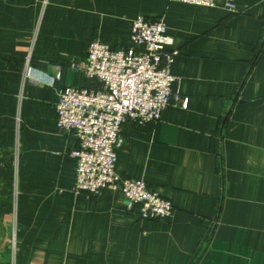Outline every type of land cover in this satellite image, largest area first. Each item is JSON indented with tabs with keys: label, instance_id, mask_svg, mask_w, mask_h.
<instances>
[{
	"label": "crops",
	"instance_id": "obj_1",
	"mask_svg": "<svg viewBox=\"0 0 264 264\" xmlns=\"http://www.w3.org/2000/svg\"><path fill=\"white\" fill-rule=\"evenodd\" d=\"M236 4L0 0V264H264V0ZM139 15L163 19L188 99L125 123L114 148L119 175L172 201L160 219L117 189L75 192L55 108L64 87L95 86L73 66L89 42L130 46Z\"/></svg>",
	"mask_w": 264,
	"mask_h": 264
},
{
	"label": "built area",
	"instance_id": "obj_2",
	"mask_svg": "<svg viewBox=\"0 0 264 264\" xmlns=\"http://www.w3.org/2000/svg\"><path fill=\"white\" fill-rule=\"evenodd\" d=\"M216 6L217 0H178ZM223 8L241 12L236 0H221ZM162 18L137 16L131 27L130 46L113 45L93 38L84 59L73 65L95 86H66L55 105L58 126L72 133L77 145L70 152L76 158V193H97L104 187L122 192L128 209L142 218L170 215L173 203L142 179L115 171V146L122 141L125 123L145 125L158 121L167 103L183 107L188 99L179 91L180 79L171 73L177 50L169 47ZM30 55H27V64ZM17 153L19 125L16 135Z\"/></svg>",
	"mask_w": 264,
	"mask_h": 264
}]
</instances>
